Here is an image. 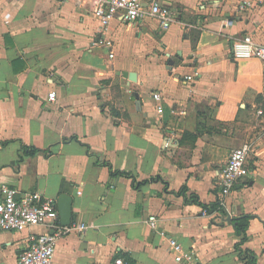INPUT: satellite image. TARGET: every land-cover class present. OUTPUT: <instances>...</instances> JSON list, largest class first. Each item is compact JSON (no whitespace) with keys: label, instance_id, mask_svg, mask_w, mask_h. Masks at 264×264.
I'll use <instances>...</instances> for the list:
<instances>
[{"label":"crops","instance_id":"obj_1","mask_svg":"<svg viewBox=\"0 0 264 264\" xmlns=\"http://www.w3.org/2000/svg\"><path fill=\"white\" fill-rule=\"evenodd\" d=\"M99 1L0 0V183L72 196V222L89 227L60 237L52 264H193L175 261L170 236L205 264H245L232 224L243 213L253 215L243 247L264 264V61L233 52L246 33L264 44V0H162L168 29L116 15L107 30ZM100 36L113 46L93 44ZM248 141V175L225 215L186 202L184 185L220 201L219 170ZM55 230L0 231V264H18L32 234Z\"/></svg>","mask_w":264,"mask_h":264},{"label":"built area","instance_id":"obj_2","mask_svg":"<svg viewBox=\"0 0 264 264\" xmlns=\"http://www.w3.org/2000/svg\"><path fill=\"white\" fill-rule=\"evenodd\" d=\"M251 5L250 1L241 3V6ZM95 16L101 21L104 30H107L110 21L120 15L126 22H134L147 17L157 18L163 28L168 29L174 22V15L164 6L162 0H100L94 10ZM229 24V21H226ZM95 45L113 46V40L100 36L93 41ZM236 58L258 57L264 61V44L257 42L253 35L246 33L238 37L233 44ZM109 56L114 57L111 50ZM198 71L185 75V80L192 81ZM55 91L49 92V98L55 99ZM156 109L163 112L162 93L153 92ZM262 113V110H260ZM264 137V127L261 130ZM253 148V142L248 141L242 146L232 149L227 163L219 170L218 188L220 190V205L224 208L226 198L232 193L237 182L248 175L246 160ZM203 213L209 212L204 209ZM148 223L156 229L158 219L151 215ZM33 225H47L54 227V232L34 233L29 237L26 247L19 253L18 264H52L58 241L65 233L77 230L84 231L89 227L85 222H72L64 226L59 221L57 200L45 196L39 191H20L16 187L0 183V231L20 230ZM161 235L167 236L165 230ZM170 249L175 261L179 263L205 264L194 256L192 250L186 248L178 239L168 237ZM117 264H124L122 258L116 259Z\"/></svg>","mask_w":264,"mask_h":264},{"label":"trees","instance_id":"obj_3","mask_svg":"<svg viewBox=\"0 0 264 264\" xmlns=\"http://www.w3.org/2000/svg\"><path fill=\"white\" fill-rule=\"evenodd\" d=\"M23 148L27 149V146L24 145ZM32 152H35L36 149L32 147ZM111 173L112 175H117V174H123L126 176H131L132 173L130 171H122V170H113L111 168ZM188 186L184 185L179 193L183 194L185 196L186 202H193V203H198L203 206L204 209H206L209 213H221V215H225V209L220 205L219 200H216L215 202L211 204H206L202 202L199 198V196L194 193V192H189L188 194ZM253 215L249 213H243L237 216H233L232 218V224L235 229L236 235L240 236V239L235 243V248L239 250V256L245 261V264H256L257 263V255L256 253L249 249V248H244L243 245L246 243L248 240V235H247V230L250 225V220L252 219ZM129 264H133V261L130 260Z\"/></svg>","mask_w":264,"mask_h":264},{"label":"water","instance_id":"obj_4","mask_svg":"<svg viewBox=\"0 0 264 264\" xmlns=\"http://www.w3.org/2000/svg\"><path fill=\"white\" fill-rule=\"evenodd\" d=\"M124 74L125 76L130 75L132 78H135L134 73L124 72ZM72 202H73V198L72 196L69 195L60 196L57 200L60 221L61 224L64 226H68L72 223V213H73ZM227 220L231 222V216H228Z\"/></svg>","mask_w":264,"mask_h":264}]
</instances>
